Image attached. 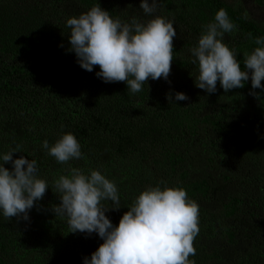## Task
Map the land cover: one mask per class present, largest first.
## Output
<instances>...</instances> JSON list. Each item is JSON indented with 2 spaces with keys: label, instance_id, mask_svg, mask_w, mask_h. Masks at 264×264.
<instances>
[{
  "label": "trees",
  "instance_id": "1",
  "mask_svg": "<svg viewBox=\"0 0 264 264\" xmlns=\"http://www.w3.org/2000/svg\"><path fill=\"white\" fill-rule=\"evenodd\" d=\"M236 1L159 0L156 15L174 21L177 33L170 83L149 79L133 94L125 82L98 78V65L92 72L78 65L66 20L97 3L122 21L150 19L140 0H0V152L20 145L23 153L13 158L36 159L50 187L69 165L100 170L120 194L121 208L106 213L113 224L147 186L182 187L199 205L190 260L264 264V92L250 94L249 80L227 93L218 83L215 93H206L194 85L197 68L188 52L223 8L238 26L223 42L243 67L264 23ZM170 92L174 103L166 99ZM175 92L189 99L175 101ZM66 132L76 136L85 158L62 165L41 145ZM5 167L11 170V163ZM53 191L28 221L0 215V264H83L103 242L95 233L69 232L51 211L60 203Z\"/></svg>",
  "mask_w": 264,
  "mask_h": 264
},
{
  "label": "clouds",
  "instance_id": "2",
  "mask_svg": "<svg viewBox=\"0 0 264 264\" xmlns=\"http://www.w3.org/2000/svg\"><path fill=\"white\" fill-rule=\"evenodd\" d=\"M159 0H140L139 8L147 17L122 21L113 18L99 3L86 12L66 20L70 29L69 51L78 65L89 72L99 66L95 75L105 83L125 82L131 93L142 90L149 79L168 80L173 58L174 21L156 15ZM238 31L226 9H219L213 21L203 26L196 45L188 49L197 68L194 85L208 94L225 93L243 88L251 81L250 94L264 92V36L255 38L258 45L245 53L243 67L235 50L223 42L226 33ZM252 38V34H248ZM192 76V75H191ZM193 77V76H192ZM175 101H186L183 92L174 93ZM174 103L173 94H166ZM57 163L84 159L81 144L71 132L62 133L52 144L41 145ZM20 145L0 152V215L5 219L28 221L29 212L50 188L59 204L52 205L56 217L66 220L70 233H95L103 241L83 264H195L194 242L199 235V205L182 187H170L161 181L147 186L134 197L127 211L113 224L106 215L119 210L120 194L116 182L98 169L87 171L72 167L51 181L39 175L36 159L13 153ZM11 163V170L5 167ZM112 206H108L105 202Z\"/></svg>",
  "mask_w": 264,
  "mask_h": 264
},
{
  "label": "rangeland",
  "instance_id": "3",
  "mask_svg": "<svg viewBox=\"0 0 264 264\" xmlns=\"http://www.w3.org/2000/svg\"><path fill=\"white\" fill-rule=\"evenodd\" d=\"M236 2L239 3L248 17L264 23V0H237ZM37 207H40V204H37L33 209ZM32 212L36 214L37 210Z\"/></svg>",
  "mask_w": 264,
  "mask_h": 264
}]
</instances>
